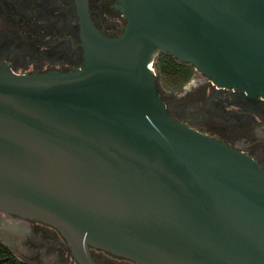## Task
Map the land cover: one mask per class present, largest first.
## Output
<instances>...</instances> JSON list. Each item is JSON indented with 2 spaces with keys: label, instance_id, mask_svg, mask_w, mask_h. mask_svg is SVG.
I'll return each mask as SVG.
<instances>
[{
  "label": "water",
  "instance_id": "obj_1",
  "mask_svg": "<svg viewBox=\"0 0 264 264\" xmlns=\"http://www.w3.org/2000/svg\"><path fill=\"white\" fill-rule=\"evenodd\" d=\"M78 5L82 68L0 56V210L57 228L79 264H264V167L172 116L149 65L264 97V0H121L116 37Z\"/></svg>",
  "mask_w": 264,
  "mask_h": 264
},
{
  "label": "flooded vegetation",
  "instance_id": "obj_2",
  "mask_svg": "<svg viewBox=\"0 0 264 264\" xmlns=\"http://www.w3.org/2000/svg\"><path fill=\"white\" fill-rule=\"evenodd\" d=\"M86 2L91 21L104 34L116 37L123 33L127 19L120 8L121 0ZM81 29L78 0H0V56L16 72H66L82 68ZM193 80L185 83L173 99L161 94L171 115H174L171 101L190 96L204 115L230 134L228 140L215 137L245 151L264 167V97L219 87L202 75ZM8 227L22 235L24 247L17 251L24 257L19 259L27 264H45L43 253L52 251L59 252V264H79L68 242L54 226L0 210V243L15 253L16 248L7 242L8 232H3ZM91 253L99 264H142L97 248H92ZM0 264H8L7 255H0Z\"/></svg>",
  "mask_w": 264,
  "mask_h": 264
},
{
  "label": "rangeland",
  "instance_id": "obj_3",
  "mask_svg": "<svg viewBox=\"0 0 264 264\" xmlns=\"http://www.w3.org/2000/svg\"><path fill=\"white\" fill-rule=\"evenodd\" d=\"M156 60V57H155ZM158 73L157 85L159 91L162 92L161 94L167 95V99H173L176 97L177 93L182 91V87L179 88H170L165 85L163 77L161 76L160 72L156 68ZM199 75L194 73L193 76L190 78V81L196 79ZM203 76V75H202ZM204 77V76H203ZM185 85V84H184ZM167 89V92H166ZM190 96H185L184 98L179 97L178 99H174L171 101V109L174 112L173 116L184 123H187L203 132H208L213 136H222L227 140L230 138V134L228 133L227 129L217 126L214 124L212 119L208 116L204 115L203 112L200 110V106L191 102ZM171 113V112H170ZM206 116V117H205ZM12 227H8L7 229L3 230V232L7 233V242L10 246L15 249V253H13L16 257L20 259H24L22 255L17 251V249H22L24 246L22 245V235L19 232H11ZM14 229V228H13ZM10 232V233H9ZM60 256L59 252L52 251L49 254L43 253V261L45 264H59L58 257ZM119 261V260H118ZM63 263V262H61Z\"/></svg>",
  "mask_w": 264,
  "mask_h": 264
},
{
  "label": "trees",
  "instance_id": "obj_4",
  "mask_svg": "<svg viewBox=\"0 0 264 264\" xmlns=\"http://www.w3.org/2000/svg\"><path fill=\"white\" fill-rule=\"evenodd\" d=\"M155 66L163 77L165 85L170 88L183 86L195 73L193 66L181 64L172 55L162 51L156 56ZM0 255L8 256V264H27L1 243Z\"/></svg>",
  "mask_w": 264,
  "mask_h": 264
},
{
  "label": "built area",
  "instance_id": "obj_5",
  "mask_svg": "<svg viewBox=\"0 0 264 264\" xmlns=\"http://www.w3.org/2000/svg\"><path fill=\"white\" fill-rule=\"evenodd\" d=\"M149 65L152 67V69L155 71V73H157L156 66H155V60L153 62H151Z\"/></svg>",
  "mask_w": 264,
  "mask_h": 264
},
{
  "label": "bare ground",
  "instance_id": "obj_6",
  "mask_svg": "<svg viewBox=\"0 0 264 264\" xmlns=\"http://www.w3.org/2000/svg\"><path fill=\"white\" fill-rule=\"evenodd\" d=\"M192 82V81H191ZM193 82L195 83V81L193 80Z\"/></svg>",
  "mask_w": 264,
  "mask_h": 264
}]
</instances>
